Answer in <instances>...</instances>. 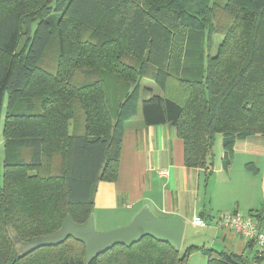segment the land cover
Listing matches in <instances>:
<instances>
[{
  "label": "trees",
  "instance_id": "16d2710c",
  "mask_svg": "<svg viewBox=\"0 0 264 264\" xmlns=\"http://www.w3.org/2000/svg\"><path fill=\"white\" fill-rule=\"evenodd\" d=\"M144 76L163 93L142 101L145 125L175 127L187 168H205L221 135L229 170L238 141L264 139V0H0V264H87L73 238L29 255L17 245L68 215L87 222L97 184L119 177ZM197 250L250 264L151 236L90 264H188Z\"/></svg>",
  "mask_w": 264,
  "mask_h": 264
},
{
  "label": "crops",
  "instance_id": "0c3cea01",
  "mask_svg": "<svg viewBox=\"0 0 264 264\" xmlns=\"http://www.w3.org/2000/svg\"><path fill=\"white\" fill-rule=\"evenodd\" d=\"M156 86L151 80L141 85L137 114L127 122L123 133L117 181H102L96 186L94 209L101 214L100 221L105 222V216L112 214L125 216L130 222L149 204L157 216L181 219L186 228L190 225L198 229L196 236L184 233V251L195 246L233 252L247 257L250 264H264L254 243L216 225L217 219L228 213L252 215L259 221L255 214L264 208V139L238 141L232 166L226 170L222 136L217 135L207 166L187 168L184 142L175 127L144 123L142 101L152 95L163 96ZM195 217L205 220L207 225H194ZM188 264H208V260L197 250L188 258Z\"/></svg>",
  "mask_w": 264,
  "mask_h": 264
},
{
  "label": "water",
  "instance_id": "95a60500",
  "mask_svg": "<svg viewBox=\"0 0 264 264\" xmlns=\"http://www.w3.org/2000/svg\"><path fill=\"white\" fill-rule=\"evenodd\" d=\"M185 228V221L157 216L150 205L146 204L129 224L112 230L98 232L95 212H92L84 224L76 223L72 216L68 215L61 228L52 235L24 244L18 243L16 237L14 239L18 243L17 248L21 255H29L40 248L59 246L73 238L85 245V262L90 264L118 245L130 247L147 236L172 244L177 251H180Z\"/></svg>",
  "mask_w": 264,
  "mask_h": 264
},
{
  "label": "built area",
  "instance_id": "2783aa9c",
  "mask_svg": "<svg viewBox=\"0 0 264 264\" xmlns=\"http://www.w3.org/2000/svg\"><path fill=\"white\" fill-rule=\"evenodd\" d=\"M194 225L205 227L206 221L200 217H195L192 221ZM219 229H230L235 231L247 241L254 243L264 257V231L252 215H242L239 213L223 214L217 219Z\"/></svg>",
  "mask_w": 264,
  "mask_h": 264
},
{
  "label": "rangeland",
  "instance_id": "374dc122",
  "mask_svg": "<svg viewBox=\"0 0 264 264\" xmlns=\"http://www.w3.org/2000/svg\"><path fill=\"white\" fill-rule=\"evenodd\" d=\"M226 1V0H224ZM222 41V37L221 36H216L215 37V40H214V47L212 51L215 52V48L220 44V42ZM149 80L146 76H144L139 82H138V92L142 93V90H141V85L142 84H148L149 83ZM157 87V86H156ZM157 91L160 92V89L157 87ZM159 94V93H158ZM6 107H4L2 113H1V116H0V142H3L0 144V173L2 171V164H3V160H4V156H5V151H4V135H3V129L4 128V122H5V118H6ZM95 191L96 189L94 190V194H95ZM94 194H93V197H94ZM95 216H96V226H97V231L98 232H104V231H108V230H112V229H115V228H119V227H123L127 224H129L130 222L126 221V217L125 216H122V215H108L107 217L105 216V219L106 221L103 222V221H100V213L98 211H95ZM99 217V220H97V218ZM128 222V223H127ZM260 227L262 229V231H264V222L261 221L260 222ZM198 234V229L197 228H194L190 225L187 226V228H185V236H196ZM198 238V236L196 237ZM195 240V238H194ZM184 251V248H182V252ZM255 254V252L251 255L253 256Z\"/></svg>",
  "mask_w": 264,
  "mask_h": 264
}]
</instances>
